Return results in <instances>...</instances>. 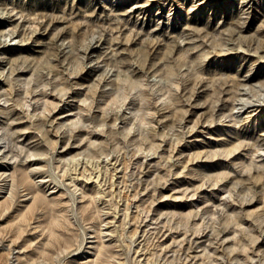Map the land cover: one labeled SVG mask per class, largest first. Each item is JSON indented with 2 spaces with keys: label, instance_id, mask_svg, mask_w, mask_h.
<instances>
[{
  "label": "rangeland",
  "instance_id": "1",
  "mask_svg": "<svg viewBox=\"0 0 264 264\" xmlns=\"http://www.w3.org/2000/svg\"><path fill=\"white\" fill-rule=\"evenodd\" d=\"M0 264H264V0H0Z\"/></svg>",
  "mask_w": 264,
  "mask_h": 264
},
{
  "label": "bare ground",
  "instance_id": "2",
  "mask_svg": "<svg viewBox=\"0 0 264 264\" xmlns=\"http://www.w3.org/2000/svg\"><path fill=\"white\" fill-rule=\"evenodd\" d=\"M246 94L245 90H243V92L241 93V97L238 99V102L236 104V109H238L239 111H241L243 108H247L250 107V103H248L244 97V95Z\"/></svg>",
  "mask_w": 264,
  "mask_h": 264
}]
</instances>
